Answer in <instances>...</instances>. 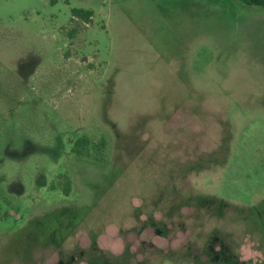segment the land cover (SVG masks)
Wrapping results in <instances>:
<instances>
[{
    "label": "rangeland",
    "instance_id": "rangeland-1",
    "mask_svg": "<svg viewBox=\"0 0 264 264\" xmlns=\"http://www.w3.org/2000/svg\"><path fill=\"white\" fill-rule=\"evenodd\" d=\"M0 264H264V7L0 0Z\"/></svg>",
    "mask_w": 264,
    "mask_h": 264
},
{
    "label": "trees",
    "instance_id": "trees-1",
    "mask_svg": "<svg viewBox=\"0 0 264 264\" xmlns=\"http://www.w3.org/2000/svg\"><path fill=\"white\" fill-rule=\"evenodd\" d=\"M240 5L251 7H264V0H236ZM72 20L79 19L83 23H89L91 21L92 13L85 9H72ZM110 142L109 139L100 134L94 136L83 135L78 138L72 146V152L80 157L92 160L94 162L103 163L109 154ZM69 192V188L66 193ZM5 201H8L7 197H3Z\"/></svg>",
    "mask_w": 264,
    "mask_h": 264
}]
</instances>
